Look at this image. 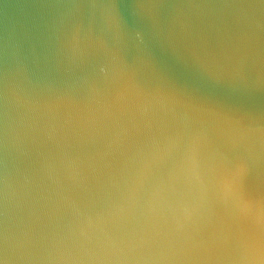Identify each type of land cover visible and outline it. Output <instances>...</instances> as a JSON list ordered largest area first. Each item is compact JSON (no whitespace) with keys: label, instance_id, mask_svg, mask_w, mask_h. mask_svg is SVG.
Wrapping results in <instances>:
<instances>
[{"label":"water","instance_id":"1","mask_svg":"<svg viewBox=\"0 0 264 264\" xmlns=\"http://www.w3.org/2000/svg\"><path fill=\"white\" fill-rule=\"evenodd\" d=\"M262 130L261 0H0L11 264H250L264 227ZM236 149L247 175L222 167ZM174 234L219 251H148Z\"/></svg>","mask_w":264,"mask_h":264},{"label":"snow or ice","instance_id":"2","mask_svg":"<svg viewBox=\"0 0 264 264\" xmlns=\"http://www.w3.org/2000/svg\"><path fill=\"white\" fill-rule=\"evenodd\" d=\"M261 7H264V0H261ZM238 59L251 60L247 51L237 50ZM254 63V61H252ZM264 137V130H262ZM222 167L225 173L235 171L238 175L244 176L251 172L253 162L251 159L236 149L232 154L222 161ZM3 252L0 253V264H11L8 255L7 237H4ZM153 255H171L173 257L193 258L199 256H211L219 251L217 242L211 238L200 237L192 234H174L169 237H162L156 242L154 247L149 250ZM254 259L250 264H264V227H262L261 244L258 248L252 249Z\"/></svg>","mask_w":264,"mask_h":264}]
</instances>
